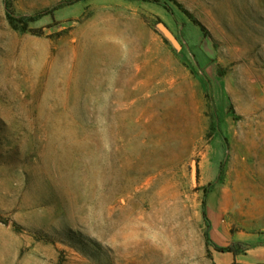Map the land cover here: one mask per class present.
I'll list each match as a JSON object with an SVG mask.
<instances>
[{
  "label": "rangeland",
  "instance_id": "374dc122",
  "mask_svg": "<svg viewBox=\"0 0 264 264\" xmlns=\"http://www.w3.org/2000/svg\"><path fill=\"white\" fill-rule=\"evenodd\" d=\"M0 264H264V0H0Z\"/></svg>",
  "mask_w": 264,
  "mask_h": 264
},
{
  "label": "trees",
  "instance_id": "16d2710c",
  "mask_svg": "<svg viewBox=\"0 0 264 264\" xmlns=\"http://www.w3.org/2000/svg\"><path fill=\"white\" fill-rule=\"evenodd\" d=\"M10 1H11V0H6L7 7L10 6ZM8 16H9V19H10L11 21L14 20V19L11 17V15H8ZM33 20H36V18L23 19V22L27 23V22H29V21H33Z\"/></svg>",
  "mask_w": 264,
  "mask_h": 264
},
{
  "label": "bare ground",
  "instance_id": "6f19581e",
  "mask_svg": "<svg viewBox=\"0 0 264 264\" xmlns=\"http://www.w3.org/2000/svg\"><path fill=\"white\" fill-rule=\"evenodd\" d=\"M141 65V64H140Z\"/></svg>",
  "mask_w": 264,
  "mask_h": 264
}]
</instances>
